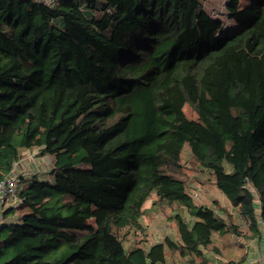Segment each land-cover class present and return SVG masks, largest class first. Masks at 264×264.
Listing matches in <instances>:
<instances>
[{
    "label": "trees",
    "instance_id": "obj_1",
    "mask_svg": "<svg viewBox=\"0 0 264 264\" xmlns=\"http://www.w3.org/2000/svg\"><path fill=\"white\" fill-rule=\"evenodd\" d=\"M226 11L229 32L204 0H0V180L28 150L54 160L44 178L20 176L2 264H213L216 234L227 256L231 238L260 237L264 0ZM187 143L225 205L188 192ZM154 190L189 217L126 248Z\"/></svg>",
    "mask_w": 264,
    "mask_h": 264
},
{
    "label": "rangeland",
    "instance_id": "obj_2",
    "mask_svg": "<svg viewBox=\"0 0 264 264\" xmlns=\"http://www.w3.org/2000/svg\"><path fill=\"white\" fill-rule=\"evenodd\" d=\"M230 0H204L205 9L214 17H217L223 21L224 30L229 32L238 27V23L228 17L226 11V4ZM251 0H241V4L249 3ZM37 151V150H36ZM33 151H26L24 157H22L17 163H15L17 172L23 171L25 176L37 175L39 177H46L49 170L52 167L54 160L45 155L42 158H31ZM39 155V153H38ZM183 164L184 173L180 177L184 178L187 182V190L193 195L194 201L197 204H204L209 206H215L219 208V205L215 202L218 200L221 205H225L227 202L226 196L217 188L215 184V178L212 172L206 167H199L192 161L190 154V146L187 143L183 152ZM36 161V163H33ZM33 165L31 166L30 164ZM230 169V167H229ZM147 211L144 213L143 223L145 224V231L131 232L128 235H124L125 246L129 248L131 244L139 240L146 242L148 246L151 243L162 241L166 234L176 236L175 220L171 217L177 211L183 212L184 216L189 217L186 209H181L177 205L169 206L167 203L161 202L159 196L154 190L147 202L145 203ZM220 211V210H219ZM237 221L240 222L238 213L235 211ZM218 239V236H217ZM216 240V239H215ZM214 255L213 252L210 256ZM233 253L227 257H232ZM4 258H0V264L4 263ZM175 264H186L184 261L177 259Z\"/></svg>",
    "mask_w": 264,
    "mask_h": 264
},
{
    "label": "crops",
    "instance_id": "obj_3",
    "mask_svg": "<svg viewBox=\"0 0 264 264\" xmlns=\"http://www.w3.org/2000/svg\"><path fill=\"white\" fill-rule=\"evenodd\" d=\"M212 207L216 208L215 206ZM226 241L223 235L216 234L213 243L207 248L206 255L212 260L213 264H228L229 261H235V264H264V234H261L260 237L231 238V247L227 254L229 252L228 255L233 253L232 257L222 255L216 250V247H222ZM211 252L214 255L210 256Z\"/></svg>",
    "mask_w": 264,
    "mask_h": 264
},
{
    "label": "built area",
    "instance_id": "obj_4",
    "mask_svg": "<svg viewBox=\"0 0 264 264\" xmlns=\"http://www.w3.org/2000/svg\"><path fill=\"white\" fill-rule=\"evenodd\" d=\"M42 1L46 3L49 6H53L56 4L58 0H37ZM33 157L35 158L33 152H31ZM17 163V162H16ZM33 163H36V161H33ZM30 164L31 166L33 165ZM23 175V171L17 172L16 167L14 170L7 175L5 178L0 180V230L2 225L7 223H15L17 221V218L13 215H7L6 211L9 208V206L17 207L22 203V199L19 197L20 188L22 187V181L20 176ZM260 207V206H259ZM258 207V208H259ZM260 212V208H259ZM259 227L261 229L262 234H264V219L263 217L258 218ZM227 264V263H224Z\"/></svg>",
    "mask_w": 264,
    "mask_h": 264
}]
</instances>
